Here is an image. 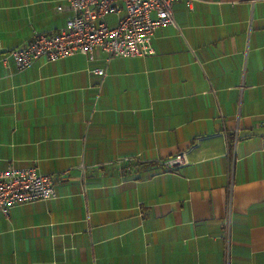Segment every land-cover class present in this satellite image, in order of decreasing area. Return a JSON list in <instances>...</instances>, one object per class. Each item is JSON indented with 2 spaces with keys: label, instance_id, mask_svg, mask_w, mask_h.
<instances>
[{
  "label": "crops",
  "instance_id": "1",
  "mask_svg": "<svg viewBox=\"0 0 264 264\" xmlns=\"http://www.w3.org/2000/svg\"><path fill=\"white\" fill-rule=\"evenodd\" d=\"M66 5L0 0V171L56 190L0 211V264H264V0L178 1L148 56L1 62Z\"/></svg>",
  "mask_w": 264,
  "mask_h": 264
},
{
  "label": "built area",
  "instance_id": "2",
  "mask_svg": "<svg viewBox=\"0 0 264 264\" xmlns=\"http://www.w3.org/2000/svg\"><path fill=\"white\" fill-rule=\"evenodd\" d=\"M192 0H67V5L57 10L70 11L65 26L53 34H36L19 49L6 53L1 62L11 59L18 70H23L39 59L54 62L73 54L85 55L93 60V52L99 48L107 57L148 56L153 53L151 38L161 26L172 24L173 4ZM114 16L110 24L107 17ZM100 77L104 68L94 69ZM184 163V155H177L166 165L175 169ZM63 176V175H62ZM56 197L55 176L40 174L35 166L8 167L0 171V211L7 215L16 204H25ZM229 219L223 225L229 236ZM228 242L223 264H230Z\"/></svg>",
  "mask_w": 264,
  "mask_h": 264
},
{
  "label": "trees",
  "instance_id": "3",
  "mask_svg": "<svg viewBox=\"0 0 264 264\" xmlns=\"http://www.w3.org/2000/svg\"><path fill=\"white\" fill-rule=\"evenodd\" d=\"M232 140H229V143H231Z\"/></svg>",
  "mask_w": 264,
  "mask_h": 264
}]
</instances>
